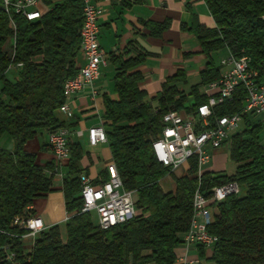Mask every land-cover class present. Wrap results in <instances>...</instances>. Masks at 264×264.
<instances>
[{
    "label": "trees",
    "instance_id": "1",
    "mask_svg": "<svg viewBox=\"0 0 264 264\" xmlns=\"http://www.w3.org/2000/svg\"><path fill=\"white\" fill-rule=\"evenodd\" d=\"M215 27L196 19L187 27L197 39L207 61L200 81L188 92L178 82L186 75L178 70L167 77L161 89L147 99L140 87L143 76L137 66L148 52L129 51L110 59L116 65L113 76L115 97L103 94L107 145L123 188L133 193L136 213L123 223L102 230L92 222L90 212L81 211L79 175L86 173L81 160L87 155L80 141L70 139V156L65 173L54 159L37 162L25 144L38 132L48 134L67 128L56 112L65 98L62 85L78 67L82 25L81 0H43L42 16L33 21L13 14L11 19L0 3V137L14 141L12 150L0 146V264H178L176 248L193 217V196L199 189L205 196L211 188L236 181L239 194L217 204L208 231L217 237L208 258L213 264H264V154L261 148L263 124L244 117L243 128L232 135L229 158L232 174L202 170L195 158L186 172L175 176L154 157L151 144L162 130V116L168 111L190 110L207 100L199 88L220 78L211 53L227 48L235 57L249 58V66L261 70L264 63V0H204ZM150 34L160 36L169 25L148 21ZM21 64L18 76H6L12 65ZM244 92L237 89L233 100L215 107L218 115L241 108ZM192 97L191 103L186 104ZM68 129V128H67ZM47 140L42 148L50 149ZM61 171L59 190L63 194L65 237L58 224L38 232L28 249L23 238L27 230L15 220L34 216L32 204L55 190L53 179ZM170 175L174 187L163 190L160 181ZM107 179L106 168L93 180ZM199 247V255L203 257Z\"/></svg>",
    "mask_w": 264,
    "mask_h": 264
},
{
    "label": "built area",
    "instance_id": "2",
    "mask_svg": "<svg viewBox=\"0 0 264 264\" xmlns=\"http://www.w3.org/2000/svg\"><path fill=\"white\" fill-rule=\"evenodd\" d=\"M82 25L80 29V52L84 63L77 73L64 81L62 93L65 98L58 111L67 118L73 117L69 101L85 87L90 88V95L94 97L96 90L94 82L100 75V68L105 64V53L98 43L99 25L98 16L101 12L95 0H81ZM119 1V0H113ZM6 7V14L11 19L13 14L23 16L28 21L37 20L46 8L43 0H0ZM264 18V16H263ZM222 63L229 69L218 80L206 84L207 100L193 109L168 111L162 116V130L151 144L156 160L164 167L175 170L189 159L195 158L198 173L210 160V150L229 144L231 137L243 128L245 116L249 119H258L264 128V63L261 70L249 66V58L229 55ZM21 66L20 63L15 65ZM244 92L241 108L235 113L218 115L215 107L226 101L233 100L237 89ZM81 135V132L78 133ZM86 139L89 145L107 142L103 122L90 126L87 129ZM53 159L61 170L69 156V131L67 128H58L47 135ZM264 154V133L261 140ZM107 179L95 185L94 179L87 174L79 175L80 196L83 201L81 211L95 212L99 229L105 230L131 218L136 213L133 193L125 190L115 164L111 161L106 165ZM61 171L58 175L61 176ZM211 193L205 196L196 189L193 196V217L189 229L184 232L182 244L197 248L212 250L217 237L208 231V225L217 212V204L228 196L239 194L241 187L236 181H228L211 188ZM69 218L67 213L64 220ZM26 230L27 236H35L45 228L42 219L31 216L22 220H15ZM200 257V256H199ZM199 257L187 260L177 258L178 264H202Z\"/></svg>",
    "mask_w": 264,
    "mask_h": 264
},
{
    "label": "crops",
    "instance_id": "3",
    "mask_svg": "<svg viewBox=\"0 0 264 264\" xmlns=\"http://www.w3.org/2000/svg\"><path fill=\"white\" fill-rule=\"evenodd\" d=\"M95 3L101 10L98 16V43L105 53V64L101 66L100 75L94 82L97 93L92 97L90 88L85 87L73 96L69 101L73 111L72 118H67L59 111L56 112L57 117L67 124L70 139L78 141L83 137L86 138L87 129L90 126L103 122V94L112 98L115 97L113 76L116 65L110 59L111 54L117 55L127 50L129 55L135 56L139 51L148 52V55L136 68L143 76L140 87L146 91L147 99L154 96L161 89L163 81L178 70L185 73L186 79L178 82L177 85L181 90H183L182 86L188 85L190 89L192 85L200 81L199 74L205 67L207 57L201 52L197 39L187 30V27L192 24L194 19L207 28L215 27V22L204 0H95ZM164 20L169 21L168 27L162 31L160 36L151 35L149 28L145 25L146 22H162ZM223 49L227 51V55L219 63H215L213 60V55L219 50L211 53V59L218 68L220 76L229 69L228 64L222 63V60L227 59L230 52L227 48ZM83 63L84 58L79 52L76 57V65L79 68ZM199 90L207 95L206 85L201 86ZM188 100L191 103L192 97H189ZM79 132L81 135H78ZM45 140H47V135ZM28 143L29 141L25 144V149L34 152L36 149L32 146L29 147ZM103 144L107 145V142H100L94 146L90 145L91 148L95 149H87L88 154L84 155L81 160L82 166L87 167V171L84 173L91 179H95L98 173L111 162L109 148L107 158L101 162L100 145ZM225 145L214 149L213 156L223 154L226 151ZM0 146L12 150L14 141L4 134L0 137ZM48 153V158L53 159L50 149H48ZM209 164L204 165L201 171L210 170L214 172L219 170L213 169ZM183 165L173 170L175 176H180L186 172V166ZM161 187L163 190H170L174 187V181L172 180L171 187L166 189ZM31 207L34 210V216L42 219L45 228L57 224L41 209L37 208L35 202ZM202 249L204 251L203 257H199V248L182 244L176 248V256L178 258L185 257L187 260L199 257L202 264L205 262L213 264L208 260L212 250L209 248Z\"/></svg>",
    "mask_w": 264,
    "mask_h": 264
},
{
    "label": "rangeland",
    "instance_id": "4",
    "mask_svg": "<svg viewBox=\"0 0 264 264\" xmlns=\"http://www.w3.org/2000/svg\"><path fill=\"white\" fill-rule=\"evenodd\" d=\"M227 55V51L225 49L219 50L217 53L213 55V60L215 63H219L222 58H224ZM18 70L19 68L17 66H10L7 71H6V76L13 80L18 76ZM191 83V82H189ZM182 89L186 92L189 89L188 86H182ZM190 103V100L186 103L187 105ZM264 132V128L262 130V133ZM46 135L48 133L44 130L42 132H38L36 136H34L32 139L29 140V147H33L34 153L36 154V159L37 162L39 163H44L47 161L48 158V150L43 149L42 145L44 143V139H46ZM7 136V135H6ZM81 144L83 146V149L86 151L87 149L89 150H94L95 148H91L87 139L83 137L81 140ZM101 147V162H103L107 158V152H108V147L106 144L100 145ZM225 152L221 155H216L215 157L213 156L214 150H210V163L209 165L213 169H219L218 171H214L215 173H224V174H232L235 170V164L233 161L230 160L229 158V144L225 145ZM207 163V164H208ZM185 166V165H183ZM62 173H65V167L61 169ZM172 180L173 178L171 176H165L161 180V186H163L164 189L171 187L172 185ZM53 184L55 187V190L48 193L45 196L38 197L34 200L35 205L37 208L41 209V211L46 214L51 220H54L57 222V224L60 227L62 237H65V220H63L66 216V211L64 209V201H63V194L59 190V186L61 185V177L58 175H55L53 179ZM92 222L96 224L97 217L95 212H90ZM25 238H23V247L25 251H28L30 248L34 236H27L26 234L24 235ZM206 261V260H204ZM205 264H211L209 262H205Z\"/></svg>",
    "mask_w": 264,
    "mask_h": 264
},
{
    "label": "bare ground",
    "instance_id": "5",
    "mask_svg": "<svg viewBox=\"0 0 264 264\" xmlns=\"http://www.w3.org/2000/svg\"><path fill=\"white\" fill-rule=\"evenodd\" d=\"M3 6V8H4V11L6 12V7H4V5H2Z\"/></svg>",
    "mask_w": 264,
    "mask_h": 264
}]
</instances>
